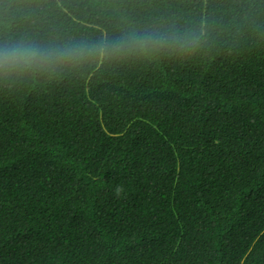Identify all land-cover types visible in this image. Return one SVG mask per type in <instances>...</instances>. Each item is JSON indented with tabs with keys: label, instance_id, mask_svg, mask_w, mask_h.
Here are the masks:
<instances>
[{
	"label": "trees",
	"instance_id": "trees-1",
	"mask_svg": "<svg viewBox=\"0 0 264 264\" xmlns=\"http://www.w3.org/2000/svg\"><path fill=\"white\" fill-rule=\"evenodd\" d=\"M38 38L205 20L194 55L0 83V264H264V0H16Z\"/></svg>",
	"mask_w": 264,
	"mask_h": 264
},
{
	"label": "clouds",
	"instance_id": "clouds-1",
	"mask_svg": "<svg viewBox=\"0 0 264 264\" xmlns=\"http://www.w3.org/2000/svg\"><path fill=\"white\" fill-rule=\"evenodd\" d=\"M25 11L23 3L0 0V83L5 85L52 80L112 64L190 56L209 42L205 20L189 25L126 24L118 31L91 38H38L14 30L13 19Z\"/></svg>",
	"mask_w": 264,
	"mask_h": 264
}]
</instances>
